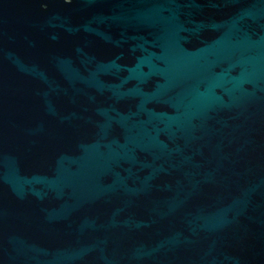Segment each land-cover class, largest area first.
<instances>
[{
	"label": "water",
	"instance_id": "1",
	"mask_svg": "<svg viewBox=\"0 0 264 264\" xmlns=\"http://www.w3.org/2000/svg\"><path fill=\"white\" fill-rule=\"evenodd\" d=\"M0 264H264V0H0Z\"/></svg>",
	"mask_w": 264,
	"mask_h": 264
}]
</instances>
